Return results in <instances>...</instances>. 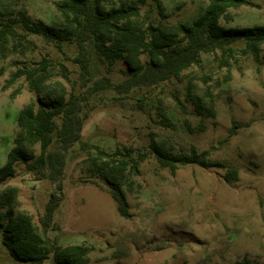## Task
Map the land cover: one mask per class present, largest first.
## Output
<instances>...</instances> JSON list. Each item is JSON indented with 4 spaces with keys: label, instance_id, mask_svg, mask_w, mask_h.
Returning <instances> with one entry per match:
<instances>
[{
    "label": "rangeland",
    "instance_id": "1",
    "mask_svg": "<svg viewBox=\"0 0 264 264\" xmlns=\"http://www.w3.org/2000/svg\"><path fill=\"white\" fill-rule=\"evenodd\" d=\"M60 1L0 0V12L5 16L0 18V28L10 10H26L33 22L59 25L63 22L56 8ZM134 1L115 0V5ZM161 1L168 18H162L156 4L148 0L140 6L136 19L140 26L190 22L209 4L208 0ZM247 1L259 8L230 9L232 20L222 18L220 24L228 28L264 26V0ZM14 30L23 31L19 24ZM13 45L11 42L8 48ZM244 46L243 40L233 45L235 55L229 58L228 67L220 51L202 54V63L180 79L156 88H134L123 96L113 89L88 94L97 80L106 77L117 85L129 77L122 61L110 67L101 63L91 48L86 80L80 78V68L73 61L79 54L76 45L31 34L23 42V54L0 49V168L13 148L19 112L39 103L24 79L4 90L19 68L51 59L57 69L55 80L63 81L69 93L86 98L83 115L88 116L81 143L66 154L62 190L48 179L37 180L24 164H18L16 175L0 184V192L17 187L16 211L31 214L39 226L51 195L57 194L61 203L46 237L61 247H91L89 264H264V46L262 64L243 56ZM63 67L68 69L69 81L60 75ZM190 88L213 109L214 117L198 114L189 98ZM18 89L21 92L13 99ZM162 113L175 124V130L161 126ZM57 122L60 124L59 118ZM153 138L175 152L189 153L192 148L199 153L208 151L210 160L238 169L240 179L227 183L226 169L198 165L172 173L150 155L141 163L140 175L132 178L133 191L124 188L132 216L124 219L106 182L89 171V160H107L118 146L148 152ZM58 146L55 140L49 152ZM36 152L40 154V147ZM0 264H22L3 244L1 229ZM44 264H53L52 256Z\"/></svg>",
    "mask_w": 264,
    "mask_h": 264
},
{
    "label": "trees",
    "instance_id": "2",
    "mask_svg": "<svg viewBox=\"0 0 264 264\" xmlns=\"http://www.w3.org/2000/svg\"><path fill=\"white\" fill-rule=\"evenodd\" d=\"M148 0H136L115 5V0H61L56 4L63 22L56 26L44 22H33L26 10H10L9 18L1 24L0 49L3 53L23 54V42L28 35H44L51 41L76 45L79 54L74 63L80 68V78L86 80L90 74V48L96 52L101 63L113 66L122 61L128 69V78L114 85L110 78L97 80L88 94L113 89L118 95H128L134 88H156L163 83L180 79L184 72L202 63V54L221 52L224 65L230 66L229 58L234 57L233 45L243 40V56H251L262 64L264 46V26L228 28L220 24L223 18L231 21L230 9L242 6L259 8L247 0H208V6L190 22L175 26L152 24L146 28L136 19L140 17V6ZM162 18H168L161 0H152ZM15 16V18H13ZM5 17L0 12V18ZM19 24L23 31L18 33L14 26ZM14 42L12 49L8 46ZM58 47L61 48L60 44ZM147 59L143 60V56ZM55 63L43 58L32 66H24L12 73L4 90L24 79L28 90L38 96V105L31 103L18 115L17 133L13 148L7 155L5 165L0 168V184L16 175V166L24 164L37 180L48 179L62 190V178L66 168V154L77 143L88 119L83 115L86 98L69 93L63 81L57 76ZM60 75L69 81L68 69L63 67ZM87 86L85 81L84 87ZM21 90L12 94L15 99ZM87 93V92H86ZM189 98L199 115L214 117L212 108H207L203 99L189 89ZM60 119V124L57 122ZM161 126L175 130V124L162 113ZM189 132L194 128L186 122ZM58 149L49 152L54 141ZM40 147V154L36 148ZM84 147V145H82ZM104 155V152H101ZM152 155L162 168L172 173L180 167L198 165L205 169H226L225 181H239V171L228 168L225 163L209 159V152L199 153L192 148L189 153L175 152L163 142L154 138L148 152H137L128 146H118L107 160L94 157L89 160V171L98 175L109 187L117 211L124 219H131L130 206L124 190L133 191V177L141 173L140 166ZM19 189L7 187L0 192V229L3 244L11 257L22 264H44L52 256L53 264H89L92 248L85 245L61 247L46 237L52 228L54 215L60 206L61 198L52 194L46 206V213L40 219V226L34 217L26 212L18 213ZM238 264H250L243 261Z\"/></svg>",
    "mask_w": 264,
    "mask_h": 264
}]
</instances>
